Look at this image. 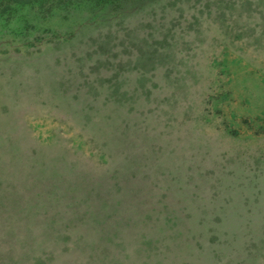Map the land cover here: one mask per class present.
Segmentation results:
<instances>
[{"label": "rangeland", "instance_id": "rangeland-1", "mask_svg": "<svg viewBox=\"0 0 264 264\" xmlns=\"http://www.w3.org/2000/svg\"><path fill=\"white\" fill-rule=\"evenodd\" d=\"M0 264H264V0H0Z\"/></svg>", "mask_w": 264, "mask_h": 264}, {"label": "trees", "instance_id": "trees-1", "mask_svg": "<svg viewBox=\"0 0 264 264\" xmlns=\"http://www.w3.org/2000/svg\"><path fill=\"white\" fill-rule=\"evenodd\" d=\"M12 1L20 2V3H25V2H28V1H31V0H12Z\"/></svg>", "mask_w": 264, "mask_h": 264}]
</instances>
